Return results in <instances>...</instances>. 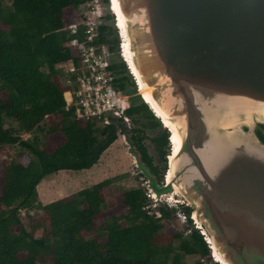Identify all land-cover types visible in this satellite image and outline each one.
I'll use <instances>...</instances> for the list:
<instances>
[{"label": "water", "instance_id": "95a60500", "mask_svg": "<svg viewBox=\"0 0 264 264\" xmlns=\"http://www.w3.org/2000/svg\"><path fill=\"white\" fill-rule=\"evenodd\" d=\"M116 2L127 20L125 32L117 30L129 40L128 60L181 137L167 182L172 132L143 102L124 57L134 82L124 93L125 109L145 105L159 124L150 139L167 131L170 146L164 185L130 151L134 167L155 203L171 192L189 209L212 256L264 264V145L254 133L264 125V0ZM106 3L115 27L113 0Z\"/></svg>", "mask_w": 264, "mask_h": 264}, {"label": "trees", "instance_id": "16d2710c", "mask_svg": "<svg viewBox=\"0 0 264 264\" xmlns=\"http://www.w3.org/2000/svg\"><path fill=\"white\" fill-rule=\"evenodd\" d=\"M10 1L9 7L0 2V151L16 145L23 152L17 161L4 162L0 173V264H185L186 256H208L198 230L184 236L167 225V209L158 219L143 210L144 189L109 194L115 178L46 205L37 201V185L45 177L94 167L117 140L119 123L97 128L91 120L74 119L65 109L66 87L55 68L67 60L78 64L77 53L66 46L77 36L67 27L79 6L93 0ZM107 32V26L99 27L97 43L108 40ZM5 120L17 130L5 128ZM154 142L163 160L168 134ZM135 147L157 176L139 137ZM34 209L40 213L27 230L21 212ZM183 211L189 215V209Z\"/></svg>", "mask_w": 264, "mask_h": 264}, {"label": "rangeland", "instance_id": "374dc122", "mask_svg": "<svg viewBox=\"0 0 264 264\" xmlns=\"http://www.w3.org/2000/svg\"><path fill=\"white\" fill-rule=\"evenodd\" d=\"M0 2L2 6H11L10 0H0ZM91 7L95 8L96 10L97 14H95V16L98 15L104 24L105 22L110 24L107 27L111 28V30L117 35L116 28L111 26L113 16L109 13L107 3L104 0H93L87 4L79 6V8L74 12L75 17H80V13H86ZM110 39H112V37H110ZM138 104L140 106H145L141 105L139 102ZM132 119L134 121V128L125 132H121V129L119 128L117 140L101 155L98 163L92 169L78 172L60 171L45 177L42 180L43 182L41 181L42 184L40 187L37 188V201L42 205H46L49 203L48 200L54 197L56 198L53 201L60 199V197L62 198L64 196L76 194L82 189L90 188L92 185L109 178H115L110 188L107 189L109 194L112 193L117 195L133 188H140L144 189V191H147L146 177L140 174L139 171L134 167L133 158L129 154L130 151H133V153L137 154L138 159H140L135 147L136 137L141 138V144L146 149L148 156L151 158L153 166L158 168L159 173L157 176H154V180L159 185H164V174L168 170V164L166 161L167 159L164 161L160 160V149L158 145L150 139V132L152 130L151 124L156 122L154 120V116L151 114L148 108L145 107L142 108L137 115H133ZM4 127L13 131L17 130L16 124L11 123L8 120H5ZM163 132L164 131H161L160 133ZM19 135L23 139H32L33 137V135L25 133H20ZM162 150L167 155L170 153V146H165ZM21 152H23V149L16 145L12 147L4 146L3 150L0 151V173L2 170V164L11 160L17 161ZM163 199L170 200L171 203H178L179 205L176 206H178L181 211L183 210V207H185L181 204L182 202L180 203L177 200L178 198L171 192L167 193ZM148 204L153 205L154 201H148ZM109 205V201L103 205V211H106ZM153 211L155 210L152 208L149 209V212ZM39 213L40 212L37 209L22 211V215L26 214V217H23L22 220L23 227L29 230L30 224L34 222ZM169 214L170 216L167 220V225L172 227L174 230L185 234L189 229H194L190 219L188 221L184 220V222H182L183 219L181 217L180 219L176 217L174 212H170ZM118 221L120 222V220ZM187 236H189V234ZM184 262L185 264H217L211 258V252L208 256L203 258L198 255L186 256L184 258Z\"/></svg>", "mask_w": 264, "mask_h": 264}, {"label": "built area", "instance_id": "2783aa9c", "mask_svg": "<svg viewBox=\"0 0 264 264\" xmlns=\"http://www.w3.org/2000/svg\"><path fill=\"white\" fill-rule=\"evenodd\" d=\"M95 14H97L95 8L91 7L86 13H80V17L78 16L75 22L67 27L70 35L77 36L70 39L66 46L77 53L78 64L67 60L57 64L55 68L60 72L66 87L63 93L65 109L73 112L74 119L91 120L98 128L109 124L112 120H127L123 118L127 109L124 105V92L113 82L114 65L111 66L109 63V50L103 43H97L99 27L102 24L100 17ZM117 34L120 37L118 30ZM120 41H122L121 37ZM121 44L120 42L118 50L121 49ZM144 196L147 202L143 210L148 215L158 219L161 218V209H167L174 212L179 219L181 217L182 222L189 220L186 213L176 206L179 205L178 203H171L170 200L163 198L155 203V198L148 189L144 191ZM148 201H154V204L150 205ZM151 208L155 211L149 212ZM191 232L192 229H189L183 234L187 236ZM198 232L208 246L202 231L198 229ZM211 258L213 259L212 255Z\"/></svg>", "mask_w": 264, "mask_h": 264}, {"label": "flooded vegetation", "instance_id": "af4514ba", "mask_svg": "<svg viewBox=\"0 0 264 264\" xmlns=\"http://www.w3.org/2000/svg\"><path fill=\"white\" fill-rule=\"evenodd\" d=\"M110 32L108 33L110 37H112V39H110V37L108 38V40L106 42H104L103 44L105 46H107L111 59L115 62L114 67L112 68V73H113V77H114V84L115 86L123 91L124 93L127 92V88L129 86H131L132 84L134 85L133 79L132 77H130V75L128 74V67L126 62L124 61L123 57H125V59H127V56H125V54H123L122 56L120 55L118 48H119V44L120 42L122 43V41H120V37L116 35V33L114 31L111 30V28H109ZM128 61V60H127ZM132 85V86H133ZM146 107V106H145ZM129 110V109H128ZM127 111V110H126ZM140 112V111H139ZM133 114H138V113H132V114H127L125 112V116L123 118H127V120H122V119H117L115 120L116 122L119 123L118 125V130L119 128L122 131H130L132 130L134 127V121L131 118V116ZM156 125L155 127L152 126V130L150 132V134L154 133V130L157 128V123L154 122ZM165 133L168 134L167 131H164ZM163 132V133H164ZM119 132L117 131V134ZM256 137L259 139V141L264 145V125H259V127L254 131ZM162 133H159L156 137H154L153 139H151L154 142V139H158L160 137ZM140 142H142L141 138H140ZM171 142V141H170ZM155 143V142H154ZM146 150V149H145ZM147 152V151H146ZM161 152V151H160ZM166 154L163 151V160L164 161L166 159ZM165 157V158H164ZM151 159V158H150ZM152 163V160H151ZM144 164V163H143ZM153 165V164H152ZM155 167V166H153ZM158 171V168L155 167ZM150 169V168H149ZM159 173V172H158Z\"/></svg>", "mask_w": 264, "mask_h": 264}, {"label": "bare ground", "instance_id": "6f19581e", "mask_svg": "<svg viewBox=\"0 0 264 264\" xmlns=\"http://www.w3.org/2000/svg\"><path fill=\"white\" fill-rule=\"evenodd\" d=\"M113 10V11H112ZM110 9V11L112 12H115L118 16V20H115V22H117V26L115 24V28L117 29L118 28H122L123 27V30L125 32V24L127 22L125 16L123 14H121V12L118 10V7H117V2L116 0H113V9ZM122 31V30H121ZM121 51L123 54H125V56H127V60L128 58L131 57V52L129 50V40L126 39L124 41H122V45H121ZM130 56V57H128ZM131 59V58H130ZM128 62L131 64V67L133 69V72L134 74L136 75L137 77V80H138V85H139V93L140 95H142V100L143 102L147 103L150 108L153 110L154 114L157 115V117H159L160 119H162L163 121V124L168 127L171 132H172V136H171V139L170 141L173 143L174 145V152H173V155L169 154L170 155V160H171V170L169 172V177L167 179V182L170 180V176H171V172H172V169H173V160L175 159L174 156L175 154L177 153V150L181 144V137L177 131V127L176 125L169 121L167 115L165 114L164 110L157 104V102L152 98V87H149L147 86L142 80H141V77L140 75L138 74V72L136 71V69L134 68L133 64H132V61H129ZM213 261H217L215 263H221V264H226L222 258V256L220 254H218L217 252H215L213 254Z\"/></svg>", "mask_w": 264, "mask_h": 264}, {"label": "crops", "instance_id": "0c3cea01", "mask_svg": "<svg viewBox=\"0 0 264 264\" xmlns=\"http://www.w3.org/2000/svg\"><path fill=\"white\" fill-rule=\"evenodd\" d=\"M93 168V167H92ZM91 168V169H92ZM90 170V169H89ZM84 171H87V170H84ZM43 182V181H42ZM42 182L41 183H39L38 185H37V188L38 187H40V185L42 184ZM91 183V182H90ZM92 183H94V182H92ZM58 197V196H57ZM65 197V196H64ZM56 197H54V198H52V199H50V200H48V202L50 203V202H53V200L55 199ZM61 198V197H60ZM63 198V197H62Z\"/></svg>", "mask_w": 264, "mask_h": 264}]
</instances>
